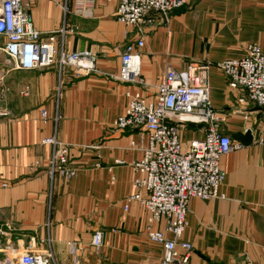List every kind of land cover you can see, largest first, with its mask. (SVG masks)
Here are the masks:
<instances>
[{"label": "crops", "instance_id": "0c3cea01", "mask_svg": "<svg viewBox=\"0 0 264 264\" xmlns=\"http://www.w3.org/2000/svg\"><path fill=\"white\" fill-rule=\"evenodd\" d=\"M65 1V48L93 53L95 72L67 68L57 100V67L19 70L0 56V264H18L29 251L51 252V264H160L164 249L149 239L148 213L137 202L125 209L147 133L116 131L113 123L125 113L129 91L154 100L168 67L182 71L193 63L208 64L204 77L219 130H250L254 139L248 146L232 140L236 148L222 158V197L190 200L181 241L192 245L188 264H264V108L241 103L246 94L231 90L217 66L243 58L249 44L264 47V0H190L167 21L156 16L141 35L118 21V1L97 0L86 17L75 13L77 0H23L36 29L58 44ZM141 37L146 86L121 83V55ZM6 42L0 36V45ZM58 114L57 136L76 172L51 186L46 162L52 148L40 142L55 133ZM205 127L183 126V143L202 140ZM152 230L174 237L164 222ZM97 231L103 233L99 249L92 245ZM177 251L179 259L187 254L180 246Z\"/></svg>", "mask_w": 264, "mask_h": 264}, {"label": "built area", "instance_id": "2783aa9c", "mask_svg": "<svg viewBox=\"0 0 264 264\" xmlns=\"http://www.w3.org/2000/svg\"><path fill=\"white\" fill-rule=\"evenodd\" d=\"M108 1H118V21L127 28H137L141 35L145 27L153 25L156 16L167 21L172 12L184 7L190 0ZM96 2L77 0L75 13L91 16ZM63 11L65 19L58 31L63 38L58 44L53 34L45 39L36 29L32 17L25 11L23 0H0V36L7 40L0 45V56H6L19 70L57 67V100L65 88L67 68L86 73L96 71L93 53L71 52L65 48L64 38L68 32L66 19L70 11L67 1ZM144 46L143 37L126 45L116 80L146 86L140 66L141 54L138 52ZM217 66L228 78L231 90L246 94L240 98L241 103L250 102L264 108V47L258 43L249 44L243 58L227 60ZM207 69L208 64L195 63L182 71L168 67L164 80L157 86L154 100H149L141 91H129L125 113L113 123L116 131L140 128L147 133L148 142L142 158L133 165L138 174L133 183L135 193L127 199L125 209H129L130 203L137 202L148 213L149 239L164 249L160 264H188L192 245L181 241L188 227L190 200L197 198L207 201L222 197L220 190L226 173L221 160L236 148L231 137L222 134L217 125V115L204 77ZM41 115L44 121L48 119L46 110H42ZM60 119L58 114L55 117V133L40 142L52 148L46 162L51 186L57 178L72 179L76 172L70 164L68 145L57 136ZM187 124L205 125L204 138L184 144L180 132ZM162 222L166 231L173 234V239H168L161 231L152 230L153 224ZM92 245L97 249L102 247L101 231L93 235ZM178 246L187 252L182 259L178 258ZM52 258L51 252L29 251L19 258L18 264H51Z\"/></svg>", "mask_w": 264, "mask_h": 264}, {"label": "water", "instance_id": "95a60500", "mask_svg": "<svg viewBox=\"0 0 264 264\" xmlns=\"http://www.w3.org/2000/svg\"><path fill=\"white\" fill-rule=\"evenodd\" d=\"M222 134L224 135H228L232 138V140L240 143L241 145H244V146H248L250 144H252L253 142V135H252V132L250 130H247L245 133L243 132H237V133H233V132H230L228 130H221L220 131Z\"/></svg>", "mask_w": 264, "mask_h": 264}, {"label": "rangeland", "instance_id": "374dc122", "mask_svg": "<svg viewBox=\"0 0 264 264\" xmlns=\"http://www.w3.org/2000/svg\"><path fill=\"white\" fill-rule=\"evenodd\" d=\"M3 60H0V63L2 62Z\"/></svg>", "mask_w": 264, "mask_h": 264}]
</instances>
